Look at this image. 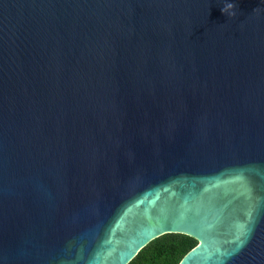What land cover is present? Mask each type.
I'll return each mask as SVG.
<instances>
[{"label":"water","instance_id":"obj_1","mask_svg":"<svg viewBox=\"0 0 264 264\" xmlns=\"http://www.w3.org/2000/svg\"><path fill=\"white\" fill-rule=\"evenodd\" d=\"M166 234L264 264V0H0V264Z\"/></svg>","mask_w":264,"mask_h":264},{"label":"trees","instance_id":"obj_2","mask_svg":"<svg viewBox=\"0 0 264 264\" xmlns=\"http://www.w3.org/2000/svg\"><path fill=\"white\" fill-rule=\"evenodd\" d=\"M197 245L190 236L166 234L153 240L130 264H180Z\"/></svg>","mask_w":264,"mask_h":264},{"label":"clouds","instance_id":"obj_3","mask_svg":"<svg viewBox=\"0 0 264 264\" xmlns=\"http://www.w3.org/2000/svg\"><path fill=\"white\" fill-rule=\"evenodd\" d=\"M222 11L224 12L225 10H224V9H222Z\"/></svg>","mask_w":264,"mask_h":264}]
</instances>
